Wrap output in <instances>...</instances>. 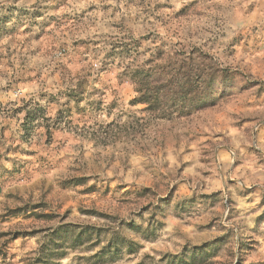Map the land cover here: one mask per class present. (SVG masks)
<instances>
[{
	"label": "rangeland",
	"instance_id": "rangeland-1",
	"mask_svg": "<svg viewBox=\"0 0 264 264\" xmlns=\"http://www.w3.org/2000/svg\"><path fill=\"white\" fill-rule=\"evenodd\" d=\"M158 68L204 106L134 105ZM0 264H264V0H0Z\"/></svg>",
	"mask_w": 264,
	"mask_h": 264
},
{
	"label": "trees",
	"instance_id": "trees-1",
	"mask_svg": "<svg viewBox=\"0 0 264 264\" xmlns=\"http://www.w3.org/2000/svg\"><path fill=\"white\" fill-rule=\"evenodd\" d=\"M160 68L154 74L137 72L134 75L138 95L134 105H145V111L155 119L188 116L204 106L201 98L210 85L207 87L200 76L188 74L180 77ZM19 111L24 114V138L31 136L35 129L43 128L45 136L50 139L52 131L61 127V121L47 119L44 109L34 100L25 102Z\"/></svg>",
	"mask_w": 264,
	"mask_h": 264
}]
</instances>
